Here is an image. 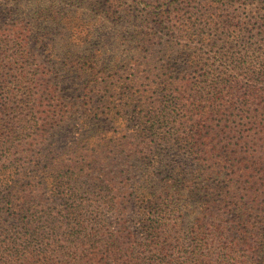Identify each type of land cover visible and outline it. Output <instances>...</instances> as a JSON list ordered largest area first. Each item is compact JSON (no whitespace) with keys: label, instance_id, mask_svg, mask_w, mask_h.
<instances>
[{"label":"trees","instance_id":"obj_1","mask_svg":"<svg viewBox=\"0 0 264 264\" xmlns=\"http://www.w3.org/2000/svg\"><path fill=\"white\" fill-rule=\"evenodd\" d=\"M2 1L7 16L14 18L22 0ZM47 1L51 4L50 0ZM118 1L60 0L64 4L82 6L73 13L76 16L71 20L75 22L76 30L82 26L81 32L70 31L65 44L42 30L29 37L32 28L17 25L16 21H12L11 28L7 29L11 38L2 36L0 39V61L10 65L12 60L22 69L29 65L27 62L34 59L27 49L29 46L34 52L37 48L42 49L49 61L60 62L64 71L68 72L74 66L83 87L77 100L64 102L57 99L47 113L50 118L57 116L58 122L67 125L69 112L74 116L76 109L84 107L85 113L81 126L78 122L74 124V142L52 158L43 155V160L49 163L47 166L40 167L39 163L36 166L37 172L47 180L52 179V190H56L60 176L68 180L69 192L57 196L59 200L64 199L67 207L63 208V213H57L56 223H45L41 228L36 217L42 219L45 214L38 215L33 212V207H20V200H26L28 194L23 195L25 190L15 177L26 168L20 164L0 166V184L8 179L13 183V186L4 188L6 193L0 194V204L7 207L15 222L8 227L11 234L8 230V236L0 239V264H78L75 256L80 250V264H235L238 252L242 253L238 257L245 258L250 264H264V204L260 207L264 199L258 202V191L248 186L254 183L247 179L248 170L245 173L239 166L230 164L232 158L228 156L222 157L223 165L215 161V145L212 144V135L236 134L243 131V126L249 131L258 127L264 129V119L256 120V109L254 116L247 108L264 100V61L260 60V68L252 70L247 66L252 65V61L233 58L236 64L233 75L224 76L221 84L202 82L194 85V95L185 96L182 94L185 89L182 93L175 91L176 82L167 80L170 67L158 61V55L178 60L170 50L175 49L176 25H183V20L178 17L171 26L173 28L167 29L157 21L152 27L146 18L140 16L144 13L162 17L166 12L170 15L171 6L177 0H164L167 4L165 10L161 6L146 4V0H132V6L120 12L115 9ZM59 7L46 10L39 18L66 26L67 16ZM91 17L103 18L99 24L103 31L113 21H122L124 26L114 28L115 34L110 38L106 33H86L84 28L90 25ZM71 21L69 29L73 30ZM200 23L207 21L200 20ZM164 34L169 37L168 42L157 49L155 42ZM90 46L94 52H88ZM196 52L192 58L194 64L200 65L202 59ZM16 77L22 84L26 83L21 73ZM206 90L210 91L209 94ZM54 93L51 89L50 94L54 96ZM173 93H177V97ZM235 98L240 100L241 108L234 107ZM188 101H191L190 108ZM259 110L263 114L264 106ZM184 112L188 115L182 114ZM36 113V110L29 112L28 122L38 125ZM237 116L240 123L248 121L234 126L232 120ZM106 120L116 124L112 131H105L102 121ZM186 123L189 126L180 131ZM7 130L0 132V153L6 148L5 141H10L11 146L16 143L13 134H5L9 133ZM21 143L18 141L17 146ZM161 148L176 149L178 153L194 158L196 162L191 164L190 175L198 192L202 191L201 188L204 190L201 186L205 185L197 181L206 184L211 178L218 181L213 186L209 183L208 188L211 190L208 193L217 199L215 214L207 211V204L201 210H195L186 201L187 187L177 188L178 181L182 180L180 163L165 164L157 158L163 152ZM142 150L145 151L138 154ZM29 151L26 150V154ZM11 154L10 148L5 149L4 162L9 161ZM243 180L247 185L242 188L238 185L244 183ZM71 187L76 190L85 188L79 193L99 195L95 200L97 209L83 212L81 204L85 202L89 207L93 201L79 197ZM34 191L30 190L31 200L38 198L33 195ZM224 210L230 211L227 221L222 218ZM183 211L190 218L196 215L189 228L196 241L194 251H189L187 256L175 257L182 244L176 240L168 254V235L176 230L178 223L177 227L180 226ZM252 211L257 213L255 217L260 216L258 220H252ZM112 212L124 217L119 228L114 230L110 229L106 218V214ZM129 213L132 214L131 221L126 219ZM208 219L218 221L215 226L210 224L212 229L215 227L217 235L223 234L226 239L225 231L233 233V239L217 250H212L204 238ZM88 228L90 232H87ZM61 229L69 246H60L58 251L55 249L56 238ZM56 254H62L61 258Z\"/></svg>","mask_w":264,"mask_h":264},{"label":"rangeland","instance_id":"obj_2","mask_svg":"<svg viewBox=\"0 0 264 264\" xmlns=\"http://www.w3.org/2000/svg\"><path fill=\"white\" fill-rule=\"evenodd\" d=\"M21 1V0H20ZM51 4L46 2V0H22L21 8L18 10V14L14 18L7 16V13L3 8H5L4 1L0 2V39L2 36L6 39H10L12 34L7 31L11 28V22L16 21L17 25L25 26L28 25L32 28V32H28V36L31 37L42 30L43 32L50 33V36L57 38L59 43L65 44V40L71 35L70 31L81 32L75 29V22L71 21L74 16L73 13L79 10L82 6L76 5L74 3L64 4L60 0H50ZM175 2V1H174ZM60 10L66 14V26L62 27L61 23H56L52 20H45L43 17L39 18L46 10H51L56 8L58 5ZM118 4V5H117ZM146 4L150 6H161V9H166L167 4H164V0H146ZM55 6V7H54ZM132 6V0H119L116 3V11H121L124 9H129ZM57 9V8H56ZM92 9V8H90ZM114 10V9H113ZM59 14V13H58ZM143 18H146L150 26L154 25L157 21L160 23L161 27L172 29L171 27L176 19L180 17L183 20V25H176L178 32L174 34V45L175 49L170 50L175 53L178 57L176 60L174 57H168L167 55H158V61L161 65L170 67L167 73V80L174 81L175 91L182 93V89L185 91L182 93L185 96L194 95V85L202 82L206 83H219L221 84L222 78L228 74H234L236 67L233 63V58L245 59L252 61V65H247L252 68V70H257L260 60L264 61V2L260 0H187L181 2L177 0L175 4L171 6V14L165 13L162 17L147 16L144 13H140ZM39 18V19H38ZM208 18V19H206ZM98 19V20H97ZM101 17H91L90 25L84 28V31L105 34L110 38L114 36V28L123 27L122 21L110 22L105 31L99 26ZM38 23L37 24V21ZM200 20L207 21V23H200ZM71 21V27L73 30L69 29V23ZM196 21V22H195ZM195 22V26H194ZM105 23V22H104ZM55 25V26H54ZM54 26V27H53ZM199 29V30H198ZM10 35V36H9ZM213 35V36H212ZM155 42L157 49L161 48L168 42L169 37L164 34ZM211 40V41H210ZM210 41V44H209ZM85 48V47H84ZM183 48L186 52H181ZM28 51L31 54L32 61L27 62L29 65H24L25 68L22 69L21 65L12 60V65L8 62L0 63V132L8 129L9 133L13 134L16 139L15 144L11 146L10 141H5L6 148L12 150V154L9 157L8 162H4V152L5 149L0 153V166H16L20 164L23 168V176H17L16 179L19 180V184L25 190L23 195L28 194L26 200H20L19 204L22 208H34L33 212H37L38 215H43L42 220L39 216L36 217L37 225L41 228L45 223L54 222L56 223L57 213H63V208L67 207V203L64 204V199L59 200L58 195H65V192H69L68 180L65 176L59 177V183H57L56 190H52L51 181L52 179H46L45 176L41 175L36 171V166L39 163L40 167L47 166L49 163L43 160V155L53 157L59 152H63L67 146L75 140V130L74 124L76 122L81 126L84 118V110L82 107L76 109L74 116L71 112L68 113L66 117V122H58L57 116L49 117L47 113L48 110H52L51 106L54 104L53 101L61 99L62 101H74L77 100L79 92L82 91V81L79 80L78 76L75 74L74 66L70 67V70L64 71L60 62L49 61L48 57L44 54L42 49L32 51L28 46ZM196 54H200L202 63L200 65L194 64V51ZM92 46L88 48V52H94ZM11 52H8L10 54ZM170 53V52H169ZM179 54V55H177ZM180 55H184L181 57ZM2 59V56L0 57ZM237 59V60H238ZM19 73L22 74L23 79H26V83L22 84L16 77ZM262 84V83H261ZM183 85V86H181ZM264 86V83L262 84ZM224 87H221L222 89ZM55 91L54 96L50 94V90ZM209 94V90H206ZM173 96L177 97V93H173ZM43 102L44 105H39ZM188 108L191 106V101H188ZM235 108H241L240 100L235 98L233 100ZM259 104L248 105L254 116L257 111V121H262L264 119V113L259 110V107L264 106V100H258ZM45 106V108L43 107ZM36 110V125L33 121L28 122V114L30 111ZM42 110V112H41ZM187 114V113H182ZM188 115V114H187ZM232 125L245 124L248 119L239 122V116L233 118ZM102 125L105 131H112L116 124H113L110 120L102 121ZM189 124L186 123L180 131H185ZM30 128L31 130H28ZM243 131H239L236 134H220L218 136L212 135L213 142L215 145V161L220 162L223 165L222 157L228 156L232 158L230 164H235L240 167V169L249 176L247 179L254 182L252 185H248L252 189L258 191V202L263 201L264 196V129L260 130L258 127L255 130L245 129L242 127ZM248 128V127H247ZM7 130V131H8ZM131 130V129H130ZM129 130V132H130ZM242 130V129H241ZM22 141V145H18V141ZM221 146H224L222 149ZM163 152L157 156L161 158L165 164H172L177 161L180 163L181 168V178L178 181L177 188L187 187L188 193L186 194V201L194 207L195 210H201L200 208L205 206L209 209L207 211L214 212L217 209L218 203L215 196L209 194L211 191L209 188V183L213 186V183H218L217 180L211 178L206 184L205 182H198L202 185L204 184L205 189L198 192V186L192 179L190 173L192 172V165H194V158L188 156L186 153H178L176 149L161 148ZM26 150H30L26 154ZM142 152L138 153L141 154ZM67 160V159H66ZM26 165H25V163ZM68 161H64L63 163ZM52 165V164H51ZM9 170H13L9 168ZM225 169L224 172H227ZM30 179H29V178ZM244 181V180H243ZM222 184V180L220 185ZM8 185L13 186L10 179L3 180L0 184V194L6 193L5 187ZM247 184L242 183L238 186L242 188ZM75 184V188H76ZM216 187V186H215ZM214 187V189H215ZM75 190L76 195L79 197H84L92 200V205L87 207L85 202L81 204V209L83 212L89 210L97 209V201L99 195L94 193L85 194L79 193L84 189ZM30 190H35L33 195L37 196L35 200H31L32 193ZM54 194V195H53ZM184 194V193H183ZM114 195V194H112ZM246 203V200H243ZM73 204H75V199H73ZM263 202L260 203V207L263 206ZM246 206L248 204L246 203ZM65 209V208H64ZM252 220H258L260 216H256V212L250 213ZM59 215V214H58ZM132 216L129 213L127 220H130ZM195 214L191 218L186 214L185 211L182 212L180 226L176 230L172 231L168 235V244L170 252H172L173 245L176 244V240L182 244L179 250L175 252V257L187 256L189 251H194L195 239L189 233V228L192 226V219H194ZM216 216V215H215ZM230 211L224 210L222 212V218L224 221L229 220ZM107 222L111 230L118 229L120 222L124 219L123 216H117L115 212L106 214ZM131 221V220H130ZM128 222L130 228L133 227L131 222ZM15 223L12 220V216L9 215L7 207L0 204V239H4L8 236L9 226ZM218 224V221H208L205 226L207 229V235L205 239L210 245L212 250H217L223 244L233 239V233L225 231L224 234L226 239L222 235H217L215 232V227L212 229L210 225ZM61 225V224H60ZM128 226V227H129ZM264 227V223L262 225ZM11 234V229L9 230ZM90 232L89 228L88 231ZM179 232V233H178ZM179 235V236H177ZM228 238V239H227ZM57 246L56 250H60V246H69L66 241L63 230L58 232V237L56 238ZM197 249V248H196ZM239 249V248H238ZM241 252L237 254V262L235 264H250L241 256ZM81 250L77 252L75 256L76 262L81 263ZM61 258L62 254H56Z\"/></svg>","mask_w":264,"mask_h":264}]
</instances>
